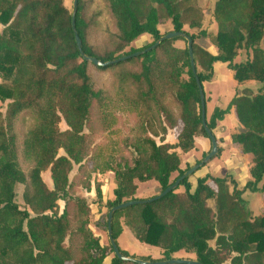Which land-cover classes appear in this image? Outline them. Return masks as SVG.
<instances>
[{
    "label": "trees",
    "instance_id": "1",
    "mask_svg": "<svg viewBox=\"0 0 264 264\" xmlns=\"http://www.w3.org/2000/svg\"><path fill=\"white\" fill-rule=\"evenodd\" d=\"M102 1L117 33L99 47L93 37L100 13L90 12L85 0H78L76 29L65 0H0V103L6 107L0 110V264H106L114 255L112 242L103 246L92 230V209L77 189L92 190L91 173L115 174L114 199L105 203L108 210L95 224L108 232L110 211L139 200L138 183L156 182L162 193L185 175L191 167L181 168L177 150L188 154L196 149L197 138L210 139L203 127L198 80L204 88L213 79L215 62L226 64L239 85H259L256 90L237 89L228 107L215 109L208 123L213 132L234 111L241 129L231 141L252 156L251 180L241 189L232 176L207 175L195 186L187 178L154 203L116 212L112 239L123 256L149 263L186 252L202 264H264V0H216L211 12L216 33L204 29V0ZM166 23L183 36L109 67L86 59L107 63L145 51L168 34L159 29ZM144 35L154 42L126 52ZM186 36L193 40L195 72L188 47L175 45L188 43ZM202 39H210L217 55L199 44ZM243 52L247 61L236 63ZM91 68L114 76L115 94L95 88ZM118 110L136 118L133 137L126 141L134 152L131 160L116 161L104 149L96 151L88 133L96 119L110 131L118 123ZM27 119L32 125L21 137L17 125ZM179 124L177 142L167 143L169 130ZM153 127L158 132L150 135ZM222 153L219 146L218 157ZM76 167L79 175L72 179ZM48 171L52 189L43 179ZM20 186L24 207L17 202ZM95 191L102 202L101 187ZM247 192L262 195L257 216L247 209ZM124 228L140 243L159 248L162 258L122 250ZM110 264L137 263L114 255Z\"/></svg>",
    "mask_w": 264,
    "mask_h": 264
},
{
    "label": "rangeland",
    "instance_id": "2",
    "mask_svg": "<svg viewBox=\"0 0 264 264\" xmlns=\"http://www.w3.org/2000/svg\"><path fill=\"white\" fill-rule=\"evenodd\" d=\"M90 5V12L100 13L98 18L99 26L94 33L93 44L103 47L107 45L106 43L109 41V37L111 34L117 33L115 28V24L112 21L106 5L102 0H85ZM216 0H204L200 2V6L207 12L208 16L206 19L205 27L209 33H213L214 23L212 21L211 12L214 8V3ZM75 0H65V4L67 8L71 11L74 10ZM210 12V14H209ZM161 33L166 34L171 32L172 25L170 23H166L160 25ZM186 29L192 33L198 34L199 31L189 30L188 27ZM154 42V38L150 35H144L136 40L126 52L135 49H142L147 45H151ZM199 44L205 47L206 49H210V42L208 40H198ZM176 47L179 49H185L188 47V43L184 41L176 42ZM248 57L245 52L241 53L240 56L235 60L236 63H245ZM90 74L94 82V86L96 89H102L104 91H110L115 94L114 88V76L111 73L99 72L94 68L90 69ZM187 79V76H185ZM258 85V84H256ZM238 88V83L233 78V73L228 69L227 65L222 62L214 63V76L210 82H206L204 84L205 96H206V106H207V123L210 122L212 115L215 111V107L218 106L219 109H225L234 95L237 93L235 91ZM259 87V86H258ZM257 86L253 88L254 90L258 89ZM217 101V102H216ZM5 105L0 103V110H5ZM217 109V108H216ZM116 115L118 118V123L114 126L110 131H104L101 126H98L99 122L96 119L91 131H88L93 137V144L95 146L96 151L100 149H104L105 156H113L116 161L122 160V158H127L129 160L133 159L134 152L129 148L126 141L128 138L133 137V131L135 130L134 123L136 122V118L132 114L123 113L122 111H116ZM32 125V121L22 120L17 125V131L21 137L26 135L28 129ZM60 129L65 131L68 129L64 122L61 123ZM182 124H179L176 130H169L166 136V142L172 144L177 142V137L181 133ZM158 132V129L153 127V130L150 128V135ZM239 128L237 126L236 120L234 117L226 115L223 121H219L217 123L216 129L212 132L217 139V143L223 149V153L220 157H216L213 159L206 167L202 168L196 173V177H205L207 175H216V176H224L229 177L231 174L234 175V171L238 173L237 179L244 182L247 174V170L249 165L244 157L241 155L240 151H237L234 147L229 146L228 143L231 141V136L234 133H237ZM202 139H198L196 151L184 158V168L187 169L191 166H196V164L202 160H204V156H208V154L212 150V143L210 139L199 137ZM156 142L159 144L160 139L158 137H154ZM228 145V146H225ZM60 155L63 156L65 153L60 151ZM78 167L75 168L71 178L79 175ZM213 173V174H212ZM236 175V173H235ZM177 174H175L172 179H175ZM43 179L48 185L49 188H53V183L51 179L50 172H45L43 174ZM234 179V178H233ZM90 181L92 183V190L87 191L84 188L79 187L77 189V195L86 199L89 203L93 217L91 221V228L96 234V236L100 237L101 243L103 246L110 245V239L107 231H103L98 229L95 224L96 221L107 212V208L104 207L107 201L114 199L113 191L116 188V178L113 172L107 173H91ZM193 183V180H192ZM101 187V191L103 194V201L99 202L97 198L95 189ZM24 188L22 186L18 187V199L17 202L20 206L24 207V203L22 200ZM182 191V189H181ZM160 187L156 182H147L139 184V189L136 197L141 200H147L154 198L160 194ZM243 199L248 202L250 205V211L254 216L259 214L258 209L262 204V195L260 193H250L247 192L243 195ZM61 209H64V202H59ZM210 206H214V202L210 201ZM123 221V220H122ZM124 222V221H123ZM123 226L125 227L124 223ZM119 246L122 250L126 251L131 256L137 257H149L154 260H160L162 258V251L159 248L149 246L146 244L140 243L135 239L133 234L127 229V232L124 233L119 239ZM114 255H111L105 260L106 264H110ZM174 259H185V260H193L196 261L195 254H189L186 252H180L174 255Z\"/></svg>",
    "mask_w": 264,
    "mask_h": 264
},
{
    "label": "water",
    "instance_id": "3",
    "mask_svg": "<svg viewBox=\"0 0 264 264\" xmlns=\"http://www.w3.org/2000/svg\"><path fill=\"white\" fill-rule=\"evenodd\" d=\"M77 5H78V0H75L74 3V10H73V19H72V26L74 29H76V19L75 16L77 14ZM183 34L182 33H176V32H171L168 33L167 35H165L164 37H162L158 42H156L152 47H150L149 49L145 50V51H141L129 56H125L121 59H118L116 61H112V62H107V63H102L101 61L95 59V58H86L89 62L93 63L96 67H109L111 65L114 64H118L120 62H124L127 60H130L132 58H137L142 56L143 54L156 49L157 47H159L163 42L165 41H169V40H173L176 38H180L182 37ZM187 42H188V50H189V55H190V59H191V66L193 71H196V63H195V57H194V52H193V40L186 36L185 37ZM76 41H77V45L78 48L81 50L82 49V41L79 38L78 33H76ZM198 86H199V92H200V96H201V104H202V121H203V127L205 129V131L207 132V134L209 135L210 141L212 143V150L211 152L208 154V156L198 165L192 167L185 175H183L180 179H178L172 186H170L168 189H166L165 191H163L162 193H160L158 196L151 198V199H147V200H141V201H131V202H127V203H123L117 207H114L110 213H109V220H108V236L109 239L112 242L113 245V249H114V255L125 262H134L137 264H202L198 261H193V260H185V259H173L170 261H159V262H155V263H149V262H144L138 259H133L131 257H125L123 256L116 243L113 241L112 239V222H113V218L116 212L133 207V206H138L140 204H151L154 203L164 197H166L168 194H170L171 192L176 191L179 187L182 181L186 180L187 178H189L190 176L194 175L196 172H198L201 168L205 167L207 164H209L213 159H215L218 154H219V145L217 143V139L214 136V134L212 133V131L209 129L208 127V123H207V106H206V96H205V91L204 88L202 86V84L200 83V81L198 80Z\"/></svg>",
    "mask_w": 264,
    "mask_h": 264
},
{
    "label": "crops",
    "instance_id": "4",
    "mask_svg": "<svg viewBox=\"0 0 264 264\" xmlns=\"http://www.w3.org/2000/svg\"><path fill=\"white\" fill-rule=\"evenodd\" d=\"M209 14H210V12H209ZM211 15H212V13H211ZM207 16H208V14H207ZM207 16H206V19H207ZM212 21H213V23H214V29H215V31L213 32V33H216V31H217V26H216V23L214 22V20H213V16H212ZM205 23H206V20H205ZM171 24V23H170ZM205 27V26H204ZM2 26H0V31L2 30ZM159 29H160V26H159ZM206 29V28H205ZM160 31H161V29H160ZM203 40V39H202ZM204 40H208L210 43H211V41H210V39H204ZM202 46V45H201ZM210 46H211V48L210 49H206L205 47H203V48H205L206 50H208L211 54H213V55H217V49L212 45V43L210 44ZM232 72V71H231ZM233 73V72H232ZM233 76H234V73H233ZM0 82H1V79H0ZM255 86H259V85H256V83L255 82H249V83H247V84H243V85H239L238 84V90H242V89H244V88H251V89H253V88H255ZM259 88V87H258ZM237 89L235 90V91H237ZM236 95V94H235ZM235 95H234V97H235ZM233 97V98H234ZM232 98V99H233ZM217 102V101H216ZM231 102V101H230ZM230 104V103H229ZM228 104V105H229ZM228 107V106H227ZM226 107V108H227ZM216 108H219L218 106H216L215 107V109ZM225 108V109H226ZM221 109V108H220ZM230 116H232V117H234L235 118V120H236V123H237V126H238V128H239V130L241 129V126L239 125V123H238V121H237V119H236V116H235V113H234V111L232 110V112L230 113V114H228V117H230ZM169 134H170V132H169ZM168 134V135H169ZM235 134V133H234ZM168 137V136H167ZM232 137V136H231ZM198 139H201V138H197L196 139V146H197V142H198ZM201 141H202V139H201ZM168 143V142H167ZM172 144H174V143H172ZM230 144V145H229ZM228 145L229 146H231L232 145V147H234L237 151H240L241 152V150H240V148H239V146H237V145H234L233 143H232V141H230L229 143H228ZM228 145H225V146H228ZM196 151V149L195 150H193L192 152H190V153H188V154H183L180 150H177V152L180 154V156H181V159L182 160H184V158L185 157H187V156H190V155H192L194 152ZM241 155L244 157V159L247 161V164L249 165V167H248V170H247V174H246V177H245V181L243 182L242 181V179H241V181L239 180V179H237V177H238V173L236 172V169H235V173H236V175H235V173H234V175L233 174H231V176L234 178V180L239 184V187L242 189L245 185H246V183L249 181V180H251V177H250V174H249V170H250V167H251V161H252V156L251 155H244L242 152H241ZM192 167H194V166H191V168ZM206 167V166H205ZM181 168L183 169V170H186L185 168H184V161H182V165H181ZM204 168V167H203ZM202 169V168H201ZM200 169V170H201ZM197 173V172H196ZM196 173L194 174V175H192V176H190L189 178H190V183L193 185V186H195V183H196V181H197V179L198 178H201V177H196ZM176 174V173H175ZM175 174H173V176L175 175ZM213 174V173H212ZM172 176V177H173ZM214 177H218V178H225L224 176H216V175H214ZM192 180H193V183H192ZM139 184H141V183H138V186H139ZM182 189V191H183V188H181ZM246 201V200H245ZM247 202V201H246ZM248 203V202H247ZM262 206H263V202H262V204H261V207L258 209V212H259V214H260V211H261V208H262ZM247 209L250 211V205L248 204L247 205ZM251 212V211H250ZM258 214V215H259ZM129 230V229H128ZM130 231V230H129ZM127 232V228H124V233H126ZM123 233V234H124Z\"/></svg>",
    "mask_w": 264,
    "mask_h": 264
}]
</instances>
